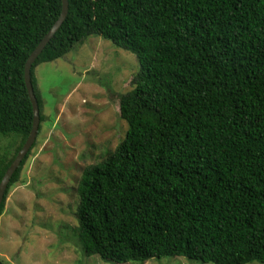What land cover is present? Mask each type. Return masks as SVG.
Segmentation results:
<instances>
[{"label": "trees", "instance_id": "1", "mask_svg": "<svg viewBox=\"0 0 264 264\" xmlns=\"http://www.w3.org/2000/svg\"><path fill=\"white\" fill-rule=\"evenodd\" d=\"M67 2L30 69L39 110L34 67L89 35L139 62L118 98L124 138L77 185L83 253L264 264V0ZM60 11L61 0H0V135L19 138L12 157L0 155V181L32 126L25 61Z\"/></svg>", "mask_w": 264, "mask_h": 264}, {"label": "rangeland", "instance_id": "2", "mask_svg": "<svg viewBox=\"0 0 264 264\" xmlns=\"http://www.w3.org/2000/svg\"><path fill=\"white\" fill-rule=\"evenodd\" d=\"M138 69L133 53L94 34L34 67L42 121L0 215L2 264H113L83 253L75 235L77 185L83 169L124 138L118 98L132 88ZM18 143L0 135V155L12 157ZM141 264L213 263L175 255Z\"/></svg>", "mask_w": 264, "mask_h": 264}, {"label": "water", "instance_id": "3", "mask_svg": "<svg viewBox=\"0 0 264 264\" xmlns=\"http://www.w3.org/2000/svg\"><path fill=\"white\" fill-rule=\"evenodd\" d=\"M67 9H68V2L67 0H61V11L58 16V18L55 20V22L52 24V26L49 28V30L46 32V34L42 37V39L39 41L37 46L32 50V52L29 54L27 57L25 64H24V83L25 87L27 90V94L31 103L32 107V126L31 130L25 139L23 145L21 146L20 150L16 153L14 159L11 161L10 165L8 168L5 170L1 181H0V203L3 200L4 193L6 190V187L10 181V178L12 174L15 172L17 167L19 166L21 160L23 157L26 155V153L29 151L31 148L35 137L37 135L38 131V124H39V109H38V104H37V99L33 91L32 83H31V77H30V69L37 58V56L41 53L43 48L46 46V44L49 42V40L53 37L55 32L58 30L60 25L62 24L63 20L66 17L67 14ZM0 264H2L0 262Z\"/></svg>", "mask_w": 264, "mask_h": 264}]
</instances>
